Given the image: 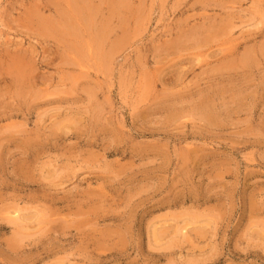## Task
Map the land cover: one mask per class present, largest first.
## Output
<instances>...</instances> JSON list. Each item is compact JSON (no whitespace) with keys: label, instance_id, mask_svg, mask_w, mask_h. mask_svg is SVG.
<instances>
[{"label":"rangeland","instance_id":"obj_1","mask_svg":"<svg viewBox=\"0 0 264 264\" xmlns=\"http://www.w3.org/2000/svg\"><path fill=\"white\" fill-rule=\"evenodd\" d=\"M0 264H264V0H0Z\"/></svg>","mask_w":264,"mask_h":264}]
</instances>
